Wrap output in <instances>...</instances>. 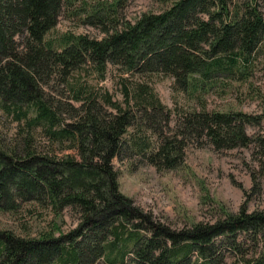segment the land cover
<instances>
[{
  "label": "trees",
  "instance_id": "trees-1",
  "mask_svg": "<svg viewBox=\"0 0 264 264\" xmlns=\"http://www.w3.org/2000/svg\"><path fill=\"white\" fill-rule=\"evenodd\" d=\"M74 1L82 2L84 23L103 35L48 38ZM124 3L0 0V134L13 129L14 142L0 135V211L30 214L22 233L0 228V264H264V211L243 205L214 222L175 229L120 190L113 165L128 128H142L139 120L157 139L125 142L158 168L180 165L188 140L228 149L251 143L247 126L260 117L210 109L204 95L240 89L264 61V0H166L135 22L121 16ZM109 64L141 77L125 82L123 103L72 81L85 67L105 77ZM148 74L172 76L173 89L195 102L173 127V110ZM52 83L64 85L68 101L47 91ZM39 135L49 149L37 144ZM67 209L78 223L61 231ZM45 215H52L48 225L32 230V220Z\"/></svg>",
  "mask_w": 264,
  "mask_h": 264
},
{
  "label": "rangeland",
  "instance_id": "rangeland-1",
  "mask_svg": "<svg viewBox=\"0 0 264 264\" xmlns=\"http://www.w3.org/2000/svg\"><path fill=\"white\" fill-rule=\"evenodd\" d=\"M165 4L166 0H125L124 5L119 7V12L122 17L135 22L143 12L159 11ZM79 5L82 2L74 1L73 5L64 7L57 26L48 34V38L57 39L64 33L103 35L98 27L84 23L85 14L77 9ZM145 77L154 86L160 101L173 110V127L180 114L195 103L194 100L173 89L172 76L148 74ZM140 78L139 74H132L109 64L105 77L97 72L93 74L85 67L73 76L72 81L86 82L95 90L108 92L113 100L123 103L125 82L130 83L133 81L131 79ZM220 90L222 88L215 87L204 95L210 109L231 107L260 117L258 124L247 126V132L251 136L248 146L228 149L216 147L207 139H192L188 140L183 150L184 160L180 165L158 168L125 142L134 136H153L157 139V135L139 120L142 128L136 125L128 128L124 146L113 159L120 190L140 206L144 213L154 216L157 222L180 229L200 222H214L222 216L228 217L237 213L243 205L250 212L254 209L264 211V61L256 63L250 81L240 89L233 88L225 96H220ZM47 91L69 100V91L65 90L64 85L58 87L52 83ZM106 108L111 111L108 106ZM9 126L16 125L12 123ZM2 129L1 137L10 141L13 129H9V134L6 133L7 127ZM36 142L42 145V149L50 148L43 136L39 135ZM12 143L14 142H9ZM43 152L47 153L46 150ZM67 152L76 155L73 149ZM63 154L64 152L60 153ZM254 174L258 177L256 182L253 180ZM33 209L37 211V208ZM51 216H36L31 219L30 228L37 231L46 227ZM28 220L30 214L17 217L0 211V228L12 229L16 234L22 233L21 221ZM58 222L61 231H68L77 225L78 214L67 209L58 218ZM228 261L231 262L232 259L228 258ZM96 264H105L104 259Z\"/></svg>",
  "mask_w": 264,
  "mask_h": 264
},
{
  "label": "bare ground",
  "instance_id": "bare-ground-1",
  "mask_svg": "<svg viewBox=\"0 0 264 264\" xmlns=\"http://www.w3.org/2000/svg\"><path fill=\"white\" fill-rule=\"evenodd\" d=\"M250 2V1H249ZM252 62V61H251ZM7 110V109H6ZM26 117V116H25ZM169 124V123H168ZM242 125V124H241ZM156 146V145H155ZM56 225V224H55ZM243 245V244H242ZM241 250V249H240ZM248 252V251H247ZM252 253V252H251Z\"/></svg>",
  "mask_w": 264,
  "mask_h": 264
}]
</instances>
